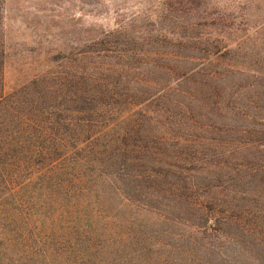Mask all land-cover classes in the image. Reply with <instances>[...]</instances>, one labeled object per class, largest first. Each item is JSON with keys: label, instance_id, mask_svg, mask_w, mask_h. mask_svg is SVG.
Returning <instances> with one entry per match:
<instances>
[{"label": "rangeland", "instance_id": "1", "mask_svg": "<svg viewBox=\"0 0 264 264\" xmlns=\"http://www.w3.org/2000/svg\"><path fill=\"white\" fill-rule=\"evenodd\" d=\"M255 1L251 8L245 0H0L6 92L27 87L25 92L33 95L43 88L32 84L37 77L51 79L79 69L102 74V86L118 96L120 110L107 117L119 121L115 137L126 139L128 166L148 177L143 192L130 203L113 196V204H106L105 211L118 222L103 218L91 230L115 240L86 264H96L99 258L107 264H264V185L255 165L264 157V119L253 117L244 75L235 73L231 55L210 58L207 74L191 82L167 74V57L189 53L176 47L181 33L177 23L199 21L197 33L224 49L234 45L229 37L233 25L264 23V0ZM167 35L173 41L167 43ZM98 42L106 50L87 53ZM173 49L179 52L167 55ZM209 51L214 52V46ZM180 62L171 65L182 67ZM123 154L121 150L118 157ZM171 165L186 177L208 176L221 185L200 191L198 201H204L208 191L206 195L221 200L235 190L262 196L256 202L243 197L234 211L221 216L241 217L236 225L226 223L233 228L230 233L202 234L191 226L199 222L195 219L190 218V225L167 221ZM257 175L261 177L254 179ZM232 201L226 200L225 209ZM0 228L5 230V206ZM252 238L254 244L247 248L242 241ZM5 244L0 232V264H38L22 249L7 252Z\"/></svg>", "mask_w": 264, "mask_h": 264}, {"label": "trees", "instance_id": "2", "mask_svg": "<svg viewBox=\"0 0 264 264\" xmlns=\"http://www.w3.org/2000/svg\"><path fill=\"white\" fill-rule=\"evenodd\" d=\"M245 1L251 8L256 2ZM249 24L233 25L229 37L234 45L223 49L217 42L211 43L210 36L197 33L199 21L177 23L181 33L176 37V47H183L189 55L167 57V74L181 82H191L207 74L210 58L231 55L235 73L244 75L247 81L253 117L264 119V23ZM169 40L173 41L167 35V43ZM209 46H214V52L209 51ZM102 48L103 42H98L97 48L87 53L101 55L106 50ZM175 52L179 51L173 49L167 55ZM173 62L184 65L173 67ZM5 63V51L0 45V212L5 206V230L0 228V232L6 251L22 249L23 255H31L38 264H58L56 260L59 264L90 263L115 240L107 233L91 230L103 218L118 222L110 211H105L106 204H113V196L130 203L132 196L143 192L144 180L148 179L128 166L131 160L125 150L126 139L115 137L119 121L107 119L120 110L115 99L118 96L102 86V74L84 69L59 73L52 81L50 77L36 80L37 77L32 84H43V88L33 95L25 92L27 87L7 93ZM198 83L196 80L195 87ZM121 150L124 154L118 157ZM255 165L260 167L256 172H262V177L254 179L260 176L262 186L264 157ZM171 166L167 168V221L189 223L190 218L195 219L199 222L191 226L202 234L230 233L233 228L226 223L240 222L241 217L221 216L234 211L243 197L251 196L256 202L262 196L249 189L235 190L221 200L206 195L208 191L202 197L204 201H198L200 191L221 185H214L216 179L208 176L191 179L179 167ZM229 198L235 201L225 209ZM254 241L252 238L242 243L251 248ZM110 253H115L112 246ZM95 262L107 264L103 258Z\"/></svg>", "mask_w": 264, "mask_h": 264}]
</instances>
